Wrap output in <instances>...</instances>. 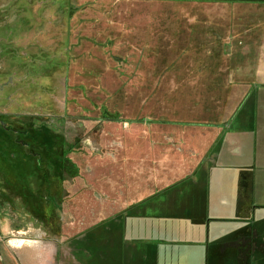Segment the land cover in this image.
Segmentation results:
<instances>
[{"label": "rangeland", "instance_id": "rangeland-1", "mask_svg": "<svg viewBox=\"0 0 264 264\" xmlns=\"http://www.w3.org/2000/svg\"><path fill=\"white\" fill-rule=\"evenodd\" d=\"M262 73L264 0H0V264H264L170 209Z\"/></svg>", "mask_w": 264, "mask_h": 264}, {"label": "crops", "instance_id": "crops-1", "mask_svg": "<svg viewBox=\"0 0 264 264\" xmlns=\"http://www.w3.org/2000/svg\"><path fill=\"white\" fill-rule=\"evenodd\" d=\"M260 78L264 82V73ZM258 95L256 105L247 112L250 118L245 121L241 113L235 114L221 130L210 158L194 175L202 179L197 190L188 194L176 192L180 194L179 201L170 208L176 211L175 218L189 225L205 226L203 235L181 229V239L190 235L193 241L208 245L221 240L223 245L236 249L238 243L253 242L260 236H256L255 229L264 219V90ZM197 207L204 212L198 218L191 212ZM209 253L208 261L212 260Z\"/></svg>", "mask_w": 264, "mask_h": 264}]
</instances>
